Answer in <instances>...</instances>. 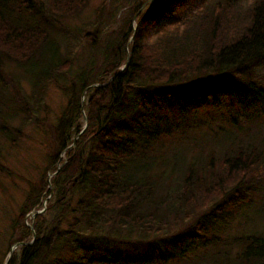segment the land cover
Here are the masks:
<instances>
[{"label":"trees","instance_id":"trees-1","mask_svg":"<svg viewBox=\"0 0 264 264\" xmlns=\"http://www.w3.org/2000/svg\"><path fill=\"white\" fill-rule=\"evenodd\" d=\"M89 1L0 0V138L17 145L48 85L67 97L7 264H264V0L136 1L69 78L55 27ZM46 195L53 218L31 217Z\"/></svg>","mask_w":264,"mask_h":264},{"label":"rangeland","instance_id":"rangeland-1","mask_svg":"<svg viewBox=\"0 0 264 264\" xmlns=\"http://www.w3.org/2000/svg\"><path fill=\"white\" fill-rule=\"evenodd\" d=\"M145 0H90L84 12L74 20L63 21L62 27L58 32L62 36V51H70L75 56L74 63L68 77L70 78L77 70L79 65H89L97 68L102 60L100 49L103 42L113 34L120 23L121 18L134 6V2ZM191 6H199L206 0H186ZM185 1V2H186ZM133 26L136 22L133 18ZM161 28L158 30L160 32ZM98 35L92 47L82 37L85 32ZM25 90L29 87L22 82ZM67 97L61 89L55 85H48L44 95L45 105H42L36 113V120L31 121L26 116H19L14 124L20 125L23 135L17 141L16 146H11L7 141L0 138V161L9 167L13 174L7 176L0 173V263L5 262L9 246L14 244L17 236L12 233L11 222L18 213L19 206L24 198L25 192L29 188V180H37L43 173L47 164V153L51 152L54 143L53 128L58 124V119ZM264 134V124L262 125ZM197 141H200L199 139ZM187 154V153H186ZM63 156V153L61 154ZM45 171V170H44ZM49 171V170H48ZM52 174H49L51 177ZM51 195H46L42 200L41 206L37 210L43 213L50 220L53 213L48 209ZM76 200V196L74 198ZM233 213H236L234 211ZM232 215V214H231ZM32 219V218H29ZM224 217H216L220 225V240L229 241L238 232L240 217L236 214L235 218L224 223ZM224 221V222H222ZM229 226V227H228ZM18 252V248L14 250ZM65 253L69 251L64 250Z\"/></svg>","mask_w":264,"mask_h":264},{"label":"water","instance_id":"water-1","mask_svg":"<svg viewBox=\"0 0 264 264\" xmlns=\"http://www.w3.org/2000/svg\"><path fill=\"white\" fill-rule=\"evenodd\" d=\"M123 67H124V66H123ZM121 69H122V68H121ZM93 85L96 86L97 84H93ZM22 244H24V242H15L14 244L11 245V247H10V249H9V252H8V258H7V260L4 262V264H7L8 259H9V257L11 256L13 249H14L16 246H19V245H22Z\"/></svg>","mask_w":264,"mask_h":264}]
</instances>
